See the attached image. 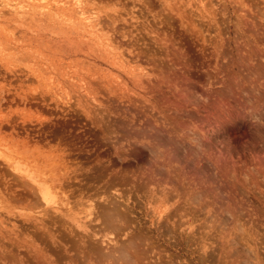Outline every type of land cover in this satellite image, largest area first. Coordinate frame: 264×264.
I'll list each match as a JSON object with an SVG mask.
<instances>
[{"label": "rangeland", "instance_id": "rangeland-1", "mask_svg": "<svg viewBox=\"0 0 264 264\" xmlns=\"http://www.w3.org/2000/svg\"><path fill=\"white\" fill-rule=\"evenodd\" d=\"M261 55L264 0H0V264H264Z\"/></svg>", "mask_w": 264, "mask_h": 264}, {"label": "bare ground", "instance_id": "bare-ground-1", "mask_svg": "<svg viewBox=\"0 0 264 264\" xmlns=\"http://www.w3.org/2000/svg\"><path fill=\"white\" fill-rule=\"evenodd\" d=\"M257 36H258V35H257ZM260 36H261V35H260ZM262 39H263V38H262ZM262 45H263V43H262ZM260 53H261V51H260ZM260 53H258L259 56H260ZM258 54H257V56H258ZM240 55H242V54L240 53ZM240 55H238V57L234 60V62L237 61V60L239 61V62L237 61L236 66H235V67L237 68L238 72H239V78H238V82H237V83H238V85H237V87H238L237 92H239V91H240V92L237 93V94H238L239 96L241 95V96H240V97H241V100H242V99L244 100V98H246V96H247V94H248V93H247V94L245 93V92L248 90V89H246V88H248L249 86H250V87L252 86V85H249V84H248V82L251 81L250 79H252V75L254 74V73L251 72V71L255 70V72H256L257 69H256V68H255V69L253 68V70L250 69V68H252L253 65H255V63L252 65V63H249V62H248V61H249L248 58H249L250 60L253 61V58H252V57H251L252 59L250 58V56L248 57V55H247V58L244 57V58H246V59L248 60V61H247L246 59L244 60V58H242L243 56L240 57V59H239V56H240ZM249 55H250V54H249ZM254 55H255V53H254ZM252 56H253V55H252ZM263 57H264V56H263ZM263 57H262V55H261V58H263ZM256 58H257V57H256ZM257 59H258V58H257ZM257 59H255V60H257ZM259 60H261L260 57H259ZM245 61L248 62L250 65L247 64ZM262 61L264 62L263 59H262ZM234 62H233V63H234ZM253 62H254V61H253ZM257 62H258V61H257ZM261 64H263V63L261 62ZM232 65H233V64H232ZM248 65H249V66H248ZM256 65H257V64H256ZM259 65H260V64H259ZM263 65H264V64H263ZM263 65H261V66H263ZM250 66H251V67H250ZM261 66H259V68H260ZM248 67H250V68H248ZM253 67H254V66H253ZM257 68H258V67H257ZM259 68H258V69H259ZM248 69H250V74H251V73H253V74L250 75L249 72H248ZM261 69H262V71H264V69H263L262 67H261ZM257 72H259V70H258ZM261 73H262V72H261V70H260V73H255V75H256V74L258 75V74H261ZM260 76H261V75H259V78L262 79V77H260ZM256 77H258V76H256ZM256 77H254V75H253V79L256 78ZM263 78H264V76H263ZM256 80H257V78H256ZM254 81H255V80H254ZM258 81H259V79H258ZM258 81H257V82H258ZM262 81H263V80H262ZM252 82H253V81H252ZM257 82H255V83L257 84ZM249 83H251V82H249ZM263 83H264V82H263ZM253 84H254V83H253ZM261 84H262V82H261ZM261 84H260V85H261ZM246 85H248V87H245ZM262 85H263V84H262ZM257 87H259L258 84H257ZM262 87H263V86H262ZM259 88H260V87H259ZM253 89L255 90L254 93L256 94V89H257V88H256V87L254 88V85H253V87H252V90H253ZM261 89H262V88H261ZM261 89H260V90H261ZM249 90H251V88H249ZM257 90H259V89H257ZM261 91H262V90H261ZM261 91H260V92H261ZM250 92H252V91H249V93H250ZM261 93H262V92H261ZM261 93L259 94V92H258V94L255 95V96H259V95H261ZM263 93H264V91H263ZM263 93H262V94H263ZM249 95H251V94H249ZM249 95H248L247 97H249ZM229 96H230V95H229ZM233 96H235V95H233ZM252 96H253V95H252ZM255 96H254V97H255ZM230 97H231V96H230ZM237 97H238V96H237ZM240 97H239V98H240ZM250 97H251V96H250ZM260 97H262V96H260ZM256 98H257V97H256ZM258 98H259V97H258ZM233 99H234V101L230 99L229 102H230V101H231V102H232V101H233V102H236V101H237V100L235 101V97H233ZM250 99L252 100V99H254V98H250ZM250 99H249V100H250ZM259 99H260V98H259ZM259 99H256V101L259 100ZM263 99H264V97L261 98V100H263ZM247 100H248V99L246 98L245 101H247ZM254 100H255V99H254ZM259 101H260V100H259ZM233 102H232V103H233ZM237 102H238V101H237ZM243 102H244V101H242V102L239 101L238 103H235V104H238V107H239V106H240L239 103H243ZM247 102H248L250 105H253L252 103H254L255 101H254V102H252V101H247ZM247 102H246V103H247ZM251 102H252V103H251ZM260 102H261V101H260ZM262 102H263V101H262ZM262 102H261V103H262ZM244 103H245V102H244ZM230 104H231V103H230ZM231 105H232V104H231ZM236 106H237V105H236ZM246 106L248 107L249 105H247V104H245V106L243 105L244 108H245ZM250 107H251V106H250ZM263 112H264V111H263ZM51 170H52V169H51ZM49 172H50V171H49ZM101 174H102V173H101ZM111 174H112V173H111ZM99 175H100V174H99ZM110 176H111V175H110ZM112 176H113V175H112ZM118 176H119V175H118ZM38 177H39V176H38ZM49 177H50V176H49ZM91 177H93V180H94V178H96L97 175H96V177H94V176H91ZM114 177H115V176H114ZM98 178H99V177H98ZM98 178H97V180H99ZM112 178H113V177H112ZM119 178L122 179V177H118V179H119ZM91 179H92V178H91ZM110 179H111V178H110ZM110 179H108V180H110ZM115 179H116V178H115ZM118 179H117V180H118ZM124 179H125V178H123V182L125 181L124 183H125V185H126L127 181L124 180ZM37 180H38V179H37ZM100 180H101V178H100ZM111 180H112V179H111ZM117 180H115V181L117 182ZM119 180H120V179H119ZM38 181H39V180H38ZM115 181H114V178H113L114 185H116V186L119 185V183H115ZM95 182H96V179L94 180V183H95ZM97 182H99V181H97ZM108 182H109V181H108ZM111 182H112V181H111ZM123 182L121 181L120 183L124 185ZM42 183H43V182H42ZM104 183L106 184V181H105ZM109 183H110V182H109ZM121 184H120V186H121ZM127 184H128V183H127ZM50 185H51V183H50ZM91 185H92V184H91ZM110 185H111V183L107 185V186H108V188H107V187H104L105 185L103 184V188H106V189H109V188H110V189H111V188L114 186V185L112 184L113 186L111 185L112 187H110ZM123 185H122V187H123ZM96 186H97V185H96ZM35 187H36V186H35ZM40 187H41V186H40ZM114 187H115V186H114ZM117 187H118V186H117ZM52 188H53V187H52ZM52 188L50 189V187H49L47 184H46L45 187H41V188H40V191H41V193L43 194V196H44L45 199L48 200L49 197H51V194H53V190H52ZM126 188H128V187H126ZM126 188H125V189H126ZM122 189H123V188H122ZM231 189H232V188H231ZM112 190H113V189H112ZM117 190H118V189H117ZM119 190H121V187L119 188ZM36 191H37V190H36ZM83 191H85V190H83ZM105 191H106V190H105ZM126 191H127V190H126ZM103 192H104V191H103ZM110 192H111V191H110ZM112 192H113V191H112ZM112 192H111V193H112ZM116 192H117V191H116ZM121 192H122V194H123V191H121ZM111 193H110V194H111ZM104 194H105V193H104ZM108 194H109V193H108ZM117 194H118V192H117ZM111 195H112V194H111ZM111 195H110V196H111ZM120 195H121V194H120ZM127 195H128V194H127ZM110 196H107V197H110ZM112 196H113V195H112ZM117 196H118V195H117ZM125 196H126V195H125ZM128 196H129V195H128ZM198 196H199V195H198ZM101 197H102V196H101ZM105 197H106V196H105ZM107 197H106V199H104V204H105V200H107ZM126 197H127V196H126ZM111 198H112V197H111ZM195 198H196V197H195ZM199 198H200V197H199ZM111 200H113V199H111ZM91 201H92V200H91ZM107 201H108V200H107ZM124 201H125V200H124ZM126 201H127V200H126ZM109 202H111V201H109ZM113 202H115V201H113ZM113 202H112V203H113ZM116 202H117V201H116ZM116 202H115V203H116ZM112 203H111V204H112ZM115 203H113V204H115ZM194 203H195V202H194ZM58 204H59V203H58ZM83 204H84V203H83ZM90 204H92V203H90ZM104 204H103V205H104ZM107 204H108V203H107ZM117 204H118V203H117ZM120 204H121V203H120ZM81 205H82V204H81ZM87 205H88V204H87ZM94 205H95V204H94ZM94 205H93V206H94ZM99 205H100V204H99ZM101 205H102V203H101ZM103 205H102V206H103ZM108 205L111 206L110 204H108ZM121 205H122V204H121ZM200 205H201V204H200ZM61 206H62V205H61ZM85 206H86V205H85ZM96 206H97V205H96ZM109 206H108V209H109ZM114 206L117 208L116 204H115ZM193 206H194V205H193ZM55 207H57V205H56ZM62 207H63V206H62ZM83 207H84V206H83ZM89 207H90V206H89ZM105 207H107V206L105 205ZM202 207H203V206H202ZM63 208H64V207H63ZM87 208H88V206H87ZM120 208H121V207H120ZM203 208H204V207H203ZM56 209H57V208H56ZM76 209H77V208H76ZM92 209H93V208H92ZM117 209H119V208H117ZM123 209H124V208H123ZM186 209H187V208H186ZM73 210H74V209H73ZM96 210H97V209H96ZM58 211H59V210H58ZM108 211H109V210H108ZM120 211H121V210H120ZM190 211H191V210H190ZM60 212H61V211H60ZM80 212H81V211H80ZM87 212H88V211H87ZM87 212H86V214H87ZM95 212H96V211H95ZM109 212H110V211H109ZM109 212H108V213H109ZM112 212H113V211H112ZM123 212H124V211H123ZM126 212H127V211H126ZM96 213H97V212H96ZM108 213H106V211H105V214H104V213L101 211V212L99 213V215L97 214V217H98V216L100 217V214H101V215H104V218H103V216H102L100 219H103L102 222H103V224H105V226H102L101 228H104V229H100V230H102V233H104L105 231L110 232V235H111V231L114 232V233H112V234H115V231H116V229H117L118 226H116V227L114 226L116 223H115V224L112 223V224H113V225H112V224L110 223V219H111V216H113V218H112L111 220H113V221L115 220V222H116L117 219H114V218H117V214H114L115 211L112 213V214H114V215H112L111 213H109V214H108ZM86 214H85V215H86ZM89 214L91 215V213L88 212L87 215H89ZM94 214H95V213H94ZM110 214H111V216H110ZM126 214H127V213H125V215H126ZM115 215H116V217H114ZM65 216H66V215H65ZM73 216H74V215H73ZM94 216H95V215H94ZM120 216H123V214L121 213ZM127 216H129V215H127ZM131 216H132V215H131ZM87 217H88V216H87ZM95 217H96V216H95ZM95 217H93V218L95 219ZM129 217H130V216H129ZM129 217H128V218H129ZM188 217H189V216H188ZM78 218H79V217H78ZM119 218H121V217H119ZM122 218H123V217H122ZM125 218H127V217L125 216ZM132 218H133V217H132ZM132 218H131V219H132ZM189 218H190V217H189ZM233 218H234V217H233ZM53 219H54V218H53ZM59 219H60V218H59ZM66 219H67V218H66ZM100 219H99V220H100ZM195 219H196V218H195ZM29 220H30V219H29ZM96 220H97V219H96ZM96 220H95V221H96ZM119 220H120V219H119ZM119 220H118L117 222H119ZM123 220H124V219H123ZM65 221H66V220H65ZM65 221H63V222H65ZM99 222H100V221H99ZM169 222H170V221H169ZM58 224H59V223H58ZM61 224H63V223L61 222ZM118 224H119V223H118ZM205 224H206V223H205ZM189 225H190V224H189ZM202 225H203V224H202ZM39 226H40V225H39ZM57 226H59V225H57ZM81 226H83V225H81ZM128 226H130V224H129ZM66 227H67V226H66ZM73 227H74V226H73ZM119 227H120V225H119ZM215 227H216V226H215ZM121 228H122V226H121ZM59 229H60V228H59ZM67 229H68V228H67ZM73 229H74V228H73ZM118 229H119V228H118ZM118 229H117V230H118ZM40 230H41V229H40ZM40 230H38V231H40ZM60 230H61V229H60ZM95 230H96V229H95ZM103 230H105V231H103ZM119 230H121V229H119ZM172 230H173V229H172ZM74 231H75V230H74ZM168 231H169V230H168ZM45 232H46V231H45ZM65 232H66V231H65ZM68 232H69V231H68ZM87 232H88V231H87ZM97 232H98V231H97ZM116 232H117V231H116ZM137 232H138V231H137ZM166 232H167V231H166ZM37 233H38V232H37ZM62 233L64 234V232H62ZM62 233H61V234H62ZM92 233H94L93 230H92L91 234H92ZM95 233H96V232H95ZM95 233H94V235H95ZM102 233H101V231H100V234H102ZM120 233H121V232H120ZM238 233H239V232H238ZM42 234H43V233H42ZM65 234H66V233H65ZM70 234H71V233H70ZM72 234H73V233H72ZM72 234H71V235H72ZM74 234H77V233H74ZM86 234H87V233H86ZM100 234H99V236H100ZM104 234H105L104 237H107V236L109 235V233H104ZM165 234H166V233H165ZM170 234H171V233H170ZM37 235H38V234H37ZM45 235H46V234H45ZM48 235H49V234H48ZM51 235H53V234H51ZM58 235H59V234H58ZM96 235H97V234H96ZM102 235H103V234H102ZM106 235H107V236H106ZM133 235H134V234H133ZM137 235L139 236L138 233H137ZM5 236H6V235H5ZM39 236H40V235H39ZM39 236H38V237H39ZM56 236H57V234H56ZM65 236H66V235H65ZM73 236H74V235H73ZM80 236H81V235H80ZM114 236H115V235H114ZM118 236H120V235H118ZM130 236H131V235H129V237H130ZM142 236H143V235H142ZM142 236L140 235V237H139L140 239H139V238L137 239V237L134 236V237H136V239H137V240L135 239V240H136V243H138V240L142 241L143 243L145 242L144 240H141V239H143V238H141ZM247 236H248V235H247ZM250 236H251V235H250ZM41 237H42V235H41ZM68 237L70 238V236H68ZM74 237H75V236H74ZM1 238H2V237H1ZM39 238H40V237H39ZM39 238H38V240H39ZM42 238H43V237H42ZM60 238L63 239L64 237H63V238L60 237ZM65 238H66V239H69V238H67V237H65ZM71 238H72V237H71ZM71 238H70V239H71ZM108 238H109V236H108ZM117 238H118V237H117ZM117 238H116V239H117ZM145 238H146V237H145ZM45 239H46V238H45ZM48 239H49V238H48ZM54 239H55V238H54ZM66 239H65V242L67 241ZM130 239H131V242H128V241H127L128 244H130V245H127V247L131 246L130 248L133 249L132 245L135 244V243H132V241H134V239H133V237H131ZM235 239H236V238H235ZM1 240H3V239H1ZM42 240H43V239H42ZM42 240H40V241H42ZM76 240L78 241V239H76ZM76 240L74 241V240L72 239V241H74V243L77 242ZM105 240H107V239H105ZM147 240H148V239H147ZM236 240H237V239H236ZM53 241H54V240H53ZM68 241H70V240H68ZM68 241H67V242H68ZM113 241H115V240H113ZM129 241H130V240H129ZM241 241H242V240H241ZM262 241H263V240H262ZM1 242H2V241H1ZM14 242H15V241H14ZM18 242H19V241H18ZM18 242H17V243H18ZM47 242H49V240L46 239V243H47ZM50 242H51V241H50ZM55 242H59V241L56 240ZM60 242L62 243V242H64V241H60ZM60 242H59V243H60ZM90 242H91V241H90ZM103 242H104V240H103ZM142 242H141V243H142ZM230 242H231V241H230ZM2 243H3V242H2ZM2 243H0V244L2 245ZM51 243H53V242H51ZM51 243H50V244H51ZM59 243H58V244H59ZM74 243H70V244L72 245V244H74ZM101 243H102V242H101ZM139 243H140V242H139ZM143 243H142V244H143ZM40 244H41V243H40ZM40 244H38V245H40ZM82 244H83V243H82ZM107 244H108V243H107ZM121 244H122V243H121ZM126 244H127V243H126ZM14 245H15V244H14ZM23 245H24V244H23ZM23 245H22V246H23ZM45 245H46V244H45ZM79 245H80V244H79ZM140 245H141V244H140ZM19 246H20V245H19ZM19 246H17V247H19ZM69 246H70V245H69ZM72 246H73V245H72ZM74 246L76 247V243H75ZM81 246H82V245H81ZM113 246H114V245H113ZM113 246H112V247H113ZM123 246H124V243H123ZM123 246H120V245H119L118 250H116V251L120 252L121 250H125V251H126V249H129V248H124L125 246H124V247H123ZM137 246H138V245H136L135 247H137ZM144 246H145V245H144ZM14 247H15V246H14ZM24 247H25V246H24ZM27 247H28V246H27ZM38 247H39V246H38ZM40 247H41V246H40ZM40 247H39V248H40ZM47 247H48V246H47ZM53 247H54V246H53ZM55 247H56V246H55ZM77 247H78V246H77ZM85 247H86V246H85ZM85 247H84V248H85ZM110 247H111V246H110ZM148 247H149V246H148ZM8 248H9V247H8ZM25 248H26V247H25ZM84 248H83V249H84ZM92 248H94V247H92ZM95 248H96V247H95ZM116 248H117V246H116ZM121 248H122V249H121ZM123 248H124V249H123ZM138 248H139V247H137V249H138ZM244 248H245V247H244ZM70 249H71V247H70ZM72 249H73V247H72ZM74 249H75V248H74ZM76 249H77V248H76ZM106 249H107V248H106ZM137 249L135 248V250H137ZM144 249H145V248H144ZM144 249H143V250H144ZM29 250H31V249H29ZM41 250H42V249H41ZM45 250H46V247H45ZM59 250H60V249H59ZM67 250H68V249H67ZM78 250H79V249H77V251H78ZM86 250H88V252H87L86 254H88L87 256H89V250H91V249H86ZM92 250H93V251H92ZM92 250H91L92 252H90L91 254H90V256H89V258H91L90 260H92V257L95 258V256L92 255V253H93V252H96V251H94V249H92ZM96 250H98V249H96ZM111 250H112V249H111ZM129 250L132 251L131 249H129ZM129 250H128V251H129ZM143 250H142V251H143ZM145 250H146V249H145ZM244 250H245V249H244ZM39 251H40V250H39ZM49 251H50V250H49ZM49 251H48V252H49ZM69 251H70V250H69ZM77 251H76V252H77ZM107 251H108V250H107ZM113 251H114V250H113ZM125 251L123 252L124 254L127 253V251H126V253H125ZM130 251H129V252H130ZM137 251H139L138 254L141 253V254H140V258L142 259L141 256L144 255V254L142 255V253H144V251L142 252V251L139 250V249H138ZM140 251H141V252H140ZM11 252H12V251H11ZM20 252H21V251H20ZM59 252H60V251H59ZM59 252H58V253H59ZM74 252H75V251H74ZM80 252H81V251H80ZM99 252H100V249L98 250L97 253H99ZM110 252H111V251L107 252V255H108V253H110ZM129 252H128V253H129ZM145 252H147V250H146ZM148 252H149V251H148ZM148 252H147V253H148ZM151 252H153V250H152ZM14 253H15V252H14ZM30 253H31V252H30ZM34 253H35V252H34ZM34 253H33V254H34ZM60 253H61V252H60ZM60 253H59V255H60ZM67 253H68V252H67ZM101 253H102V252H100V254H101ZM111 253H112V252H111ZM136 253H137V252L135 251V254H136ZM147 253H146V254H147ZM149 253H150V252H149ZM229 253H230V252H229ZM45 254H46V253H45ZM61 254H63V253H61ZM64 254H65V253H64ZM76 254H77V253H76ZM76 254H75V255H76ZM79 254H80V253H79ZM81 254H82V253H81ZM81 254H80V255H81ZM86 254H84V255H86ZM93 254H94V253H93ZM102 254H103V253H102ZM104 254H105V253H104ZM112 254L114 255V254H116V253L113 252ZM117 254H119V253H117ZM117 254H116V255H117ZM121 254H122V253H120V257L123 255V254H122V255H121ZM138 254H137V256L139 257ZM30 255H32V254H30ZM41 255H42V254H41ZM59 255H58V256H59ZM69 255H71V253H70ZM84 255H82V256L85 257V258H87V257L84 256ZM91 255H92V257H91ZM116 255H115V256H116ZM127 255H128V254H127ZM7 256H8V255H7ZM9 256H10V255H9ZM9 256H8V257H9ZM17 256H18V255H17ZM32 256H33V255H32ZM52 256H53V255H52ZM52 256H51V257H52ZM60 256H62V255H60ZM77 256H78V255H77ZM82 256H81V257H82ZM104 256H106V254H105ZM110 256H112V255L110 254ZM137 256H136V257H137ZM3 257H4V256H3ZM22 257H23V256H22ZM45 257H46V256H45ZM102 257H103V256H102ZM120 257H119V258H120ZM122 257H125V256L123 255ZM128 257H129V256H128ZM128 257H127V259H130V257H129V258H128ZM136 257H135V258H136ZM138 257H137V258H138ZM143 257H144V256H143ZM145 257H146V255H145ZM162 257H163V256H162ZM171 257H172V256H171ZM6 258H7V257H6ZM6 258H5V259H6ZM41 258H42V257H41ZM47 258H48V257H47ZM53 258H55V257H53ZM85 258H84V260H85ZM105 258H106V257H105ZM109 258H110V257H109ZM114 258H117V256L114 257ZM131 258H132V257H131ZM3 259H4V258H3ZM3 259H2V260H3ZM5 259H4V260H5ZM17 259H18V258H17ZM36 259H38V257H37ZM42 259H44V258H42ZM62 259H64V258H62ZM69 259H70V258H69ZM79 259H80V258H77V260H79ZM97 259H98V257H97L95 260L97 261ZM107 259H108V258H107ZM141 259H140V261H141ZM143 259H144V258H143ZM159 259H160V258H159ZM163 259H164V258H163ZM163 259H162V260H163ZM172 259H173V258H172ZM244 259H245V258H244ZM22 260H23V258H22ZM34 260H35V259H34ZM46 260H47V259H46ZM56 260H57V259H56ZM64 260H65V259H64ZM70 260H71V259H70ZM72 260H73V259H72ZM80 260H81V259H80ZM80 260H79V261H80ZM86 260H87V259H86ZM93 260H94V259H93ZM100 260H102V259H100ZM235 260H236V259H235ZM9 261H10V259H9ZM11 261H12V260H11ZM27 261H28V260H27ZM35 261H36V260H35ZM40 261H41V260H40ZM53 261H54V263H55V262H57L58 260H57V261L53 260ZM79 261H77V263H78ZM88 261H89V259H88ZM96 261H95V262H96ZM118 261H119V260H118ZM121 261H122V259H121ZM123 261H124V259H123ZM134 261H136V260H134ZM5 262H6V261H5ZM7 262H8V261H7ZM41 262H42V261H41ZM59 262H60V261H58L57 264H60ZM70 262H71V261H70ZM95 262H94V263H95ZM98 262H99V261H98ZM112 262H113V261H112ZM126 262L129 263V261H127V260H126ZM132 262H133V261H132ZM137 262H138V261H137ZM141 262H142V261H141ZM163 262H164V261H163ZM176 262H177V261H176ZM13 263H14V262H13ZM16 263H18V261H16ZM25 263H26V262H25ZM29 263H31V262H29ZM33 263H35V262H33ZM33 263H32V264H33ZM43 263H44V262H43ZM61 263H62V262H61ZM73 263H74V262H73ZM100 263H101V262H100ZM124 263H125V262H124ZM138 263H139V262H138ZM48 264H49V263H48ZM63 264H64V261H63ZM79 264H83V263H80V262H79ZM119 264H121V263H119ZM130 264H131V263H130ZM132 264H136V262H133ZM148 264H149V262H148ZM158 264H159V263H158ZM161 264H163V263H161ZM164 264H167V263L165 262Z\"/></svg>", "mask_w": 264, "mask_h": 264}, {"label": "clouds", "instance_id": "clouds-1", "mask_svg": "<svg viewBox=\"0 0 264 264\" xmlns=\"http://www.w3.org/2000/svg\"><path fill=\"white\" fill-rule=\"evenodd\" d=\"M256 122H258L255 118L253 119V123H256Z\"/></svg>", "mask_w": 264, "mask_h": 264}]
</instances>
